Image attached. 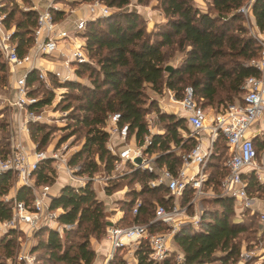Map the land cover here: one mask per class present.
Instances as JSON below:
<instances>
[{
  "label": "trees",
  "instance_id": "1",
  "mask_svg": "<svg viewBox=\"0 0 264 264\" xmlns=\"http://www.w3.org/2000/svg\"><path fill=\"white\" fill-rule=\"evenodd\" d=\"M101 1L118 10L108 16L90 19L85 26V47L90 59L96 60L99 69L93 67L90 62L78 64L75 71L76 75L88 72L90 77H94L92 88H85L75 81L63 83L65 87L84 92L82 96L84 103L79 109L84 112L81 122L87 129L85 142L68 163L76 165L81 161L79 173H87L90 181L78 188L71 184L64 185L49 202L50 210H61L57 214V221L62 227L64 238L74 236L80 239L75 245L66 247L59 230L42 225L39 229L44 228L47 237L38 244V247H30V251L44 248L49 252L46 261L50 263L92 264L95 250L91 239L105 236L107 228L104 220L105 204L92 186L91 178L98 170V162L109 174L117 159L106 146L108 134L104 125L107 116L119 113L121 116L119 123H127L129 137H134L136 144L141 145L149 135L145 116L152 111L151 107L154 105L151 103V107H146L147 88L156 93H162L164 89L172 90L175 98L180 100L184 96L185 88L190 86L197 105L203 109L211 107L218 111L228 104L237 102L243 93L245 79L251 75H258L250 61L258 57L261 47L257 39L249 34L243 24L245 19L238 12L248 0H211L213 14L199 9L192 0H158L159 9L168 19L167 29L165 30L163 25L161 28L164 30L151 33L146 31L139 13L126 9L130 0ZM8 2L13 3V0ZM0 12L5 14L3 24L6 28H10L13 22L11 40L15 44L17 55H24L33 43L36 10L29 7V10L23 11L15 2L11 6L4 3L0 7ZM16 13L19 14V18L14 20ZM53 13L58 19L63 11L54 10ZM250 15L255 29L264 33V0H253ZM169 47H172V51L183 52L184 55L179 66L173 67L171 71H165ZM4 65L0 56L2 72H5ZM33 81L34 72L28 77L29 83ZM50 101V98H42L29 108L36 111ZM156 120L165 121L166 124L161 128L163 133L151 135L152 144L146 152H158L157 166H166L175 173L181 165V157L168 151L171 144L174 146L182 144L181 147L189 151L196 142L193 138L184 139L181 136L180 130L188 132L185 117L159 111ZM44 130L45 126L37 122L29 125L30 137L37 145V150L47 142L48 135ZM38 134L41 136L38 137ZM6 138L0 137V154L8 152ZM256 139L255 146L258 152L257 145L261 144L264 147V138ZM220 140L223 141L225 153L227 150L225 138L220 135L214 144L208 177L213 190H217L218 194L221 180L227 171L225 165L221 166L217 162L221 157H225L223 151L219 149ZM91 155L93 157H90ZM219 170H222V173ZM13 175L15 174L11 171L0 174V222L12 218L14 201L27 205H31L33 201L32 192L26 186L18 187L12 199H4L9 193ZM33 176L37 186L52 185L55 181L52 160L40 162ZM155 177V173L141 169L132 170L120 177L121 180L129 179V183H139L141 188L131 189L128 198L120 199L126 207L127 221L126 224H121L125 221L120 219L121 223L118 225L146 223L154 216L157 205H153L154 201H158L159 204L171 203V199L165 197L169 192L164 184L149 186L148 183ZM243 177L247 181L250 194L252 191L264 194V183L258 181L253 172ZM116 184L119 182L111 186L106 185L105 193L110 195ZM159 193L165 194L162 196ZM144 194L152 196L154 201L143 199L141 196ZM138 197L142 200L137 213H133ZM205 198H210L219 208L203 209L197 228L189 223L184 224L173 237L176 250L184 255L183 264H225L236 260L235 258L240 255L241 247L236 240L240 234L247 232L248 228L244 223L232 221L235 207L233 199L218 195ZM163 227L167 228L165 224L156 222L150 227V231L155 232ZM16 232L24 235L22 230L7 229L4 231L5 235L0 237V249H3L4 259L15 257V239L12 236ZM217 251L223 252V255L217 258L215 256ZM148 252L145 243L136 249L137 264H177L173 254L162 262H151L148 260ZM124 254L125 249H118L108 264H125ZM0 264L6 263L0 259Z\"/></svg>",
  "mask_w": 264,
  "mask_h": 264
},
{
  "label": "built area",
  "instance_id": "2",
  "mask_svg": "<svg viewBox=\"0 0 264 264\" xmlns=\"http://www.w3.org/2000/svg\"><path fill=\"white\" fill-rule=\"evenodd\" d=\"M78 0H52L44 9L30 7L37 12L36 25L33 29V43L28 51L19 56L16 53L15 44L11 40L14 28H6L3 24L5 14L0 12V56L6 63L14 67L24 68L25 71L15 79L14 99L9 101L10 106L24 110L22 129L28 131L30 123L40 122L42 115L29 108L39 98L32 92L35 86L28 83V77L37 68L34 62L36 57L52 56L57 53L61 69L52 71V78L58 83L74 80L70 76L74 68L81 63H90V57L85 47V26L88 20L96 17L108 16L113 13L112 7L107 6L101 0L83 1L85 8L90 12L91 17L79 18L75 21L73 30L60 28L56 21L54 10L62 11L57 2H73ZM253 0H248L238 12L248 19ZM0 3V7H1ZM23 11L29 7H22ZM254 37L260 44L258 57L250 61V65L258 71L257 76H248L243 83L241 98L218 111H214L209 118L205 109L197 105L192 87L184 90V96L178 100L172 90L167 89L165 99L169 102L179 103L185 112L186 123L190 129L189 136L195 139V145L180 155L181 165L175 173H172L166 166L158 167L156 158L157 152L147 153L146 149L152 144L151 135L145 137L141 145L129 143V125L120 124V114L109 115L105 131L108 134L107 149L117 157L114 162L113 175H123L135 169L147 170L156 174L155 179L148 184L155 187L164 184L168 190L170 204H157L153 218L146 223H131L120 226L112 223L107 226L105 238L110 241V249L107 253V263L113 258L118 249H125L127 255L124 257L125 264H137L135 256L136 249L142 244L148 247V260L151 262H162L173 254L177 264H183L184 255L176 250L173 237L184 224L199 226L200 214L188 215L186 206L180 201L186 191L191 192L187 205L197 203L205 197H229L239 210L253 207L254 198L247 189V181L243 177L251 172L261 183H264V175L260 167L256 165L258 152L255 146V139L262 134V129L257 124L264 118V33L254 29ZM78 35V36H77ZM83 38H80V36ZM65 74H64V72ZM38 80L47 81V71L37 69L34 74ZM167 94V95H166ZM167 97V98H166ZM162 107V105L160 104ZM165 108V106H163ZM225 138L227 147L224 165L227 169L220 183L219 194L214 192L213 186L209 190L207 167L214 153V144L219 136ZM115 139L119 142L116 144ZM114 142V143H113ZM120 144V146H119ZM140 158V163L136 159ZM46 159H51L56 169L66 173L70 184L74 188L84 185L90 180L88 175L77 173L80 166H72L60 154L34 149L27 150L18 133L10 138V148L6 154H0V174L11 171L17 176L20 186L29 187L33 201L31 205L24 202L14 201L12 207V218L9 221L0 222V230L22 229L24 235L30 236L33 231L38 230L42 225L57 220V214L61 211L50 210L49 202L52 198L50 185L42 184L37 186L33 172L38 164ZM53 167V168H54ZM54 168V169H55ZM93 178H91L92 180ZM211 185V184H210ZM139 203L135 204L132 212L137 213ZM261 222L264 224V212H258ZM163 223L167 226V232H151L150 227L154 223ZM17 254V262L20 264H33L34 256L24 245ZM242 258L248 257L246 253L241 254Z\"/></svg>",
  "mask_w": 264,
  "mask_h": 264
},
{
  "label": "rangeland",
  "instance_id": "3",
  "mask_svg": "<svg viewBox=\"0 0 264 264\" xmlns=\"http://www.w3.org/2000/svg\"><path fill=\"white\" fill-rule=\"evenodd\" d=\"M9 0H1L0 3L3 5L4 3L9 6H11L13 3H17L18 8L22 9V7H30L33 3L31 0H13V3L8 2ZM15 1V2H14ZM192 2L201 10L203 11H209L211 14L214 13L213 8H211V0H192ZM73 7V5H71ZM113 11H117L118 9L113 7ZM127 10H133L139 13L142 17V20L144 21V26L146 28V31L148 32H155L156 30H166L167 29V22L168 19L165 17V15L161 12L158 6V0H142L141 2L139 0H130L129 4L126 7ZM244 25L248 29L249 34L254 36V25L251 24L253 21H250L246 16H244ZM19 18V14L16 13L14 20ZM165 25L164 29L161 28V26ZM11 28H14V24L12 22ZM105 29V26L102 27ZM172 47H169L165 64L171 65L172 67L179 66L180 63L183 60V52L180 51H172ZM91 64L93 67H96L99 69V66L96 63L95 59H90ZM5 66V65H4ZM77 78L71 81L78 82L79 84L83 85L85 88H90L92 86V81L94 77H90L88 72H83L81 75H77ZM9 77L7 75V70L5 68V72L0 71V90L2 91V97L4 98L2 101H0V106L3 104H9V101L11 99V90L8 87L9 86ZM92 88V87H91ZM34 95H36L39 99L42 98H50L51 101L49 104L44 105L36 110V113H39L42 115V120L40 122H37L39 124H42L45 126L44 133L46 132L47 142L45 145H43L40 150L46 151L48 154L55 152L60 154V156L64 157L66 161H69V159L72 157L73 154L80 151L82 145L85 142V133H86V127L82 125V116L84 115L83 110H80L79 107L81 104L84 103V100L82 98L83 91L77 90V89H70L68 87H65L63 83H58L55 79L52 80L50 83H45V81H41L36 83V87L32 91ZM147 92V101H146V107H151L150 104L153 103L154 105L151 107L152 111H149L148 114L145 116V121L149 127L153 128H163L166 124L165 121H159L156 120L157 112L159 111H165V109H161L159 107V100L161 97H165L164 92L162 93H156L152 92L149 88L146 89ZM167 95V94H166ZM162 97V98H163ZM167 98V97H166ZM169 99H165L166 104L168 103ZM164 104V103H162ZM161 104V105H162ZM69 105V106H67ZM164 105H162L163 107ZM168 109H170L168 107ZM3 115L0 116V122L8 121V115H10L9 109L6 107L2 108ZM0 110V111H1ZM205 111L207 112L209 118L212 117L215 108L206 107ZM108 117H106V122L104 127L106 128ZM5 125V124H4ZM186 126L187 123H186ZM4 129L0 130V137L1 139L3 137H7L6 126H3ZM41 136V134H38V137ZM5 141V140H4ZM107 146V143H106ZM138 146V144H136ZM258 156L256 159V165L260 167V170L264 171V147H262L261 144H258ZM219 149L220 151H223L222 153L225 155V157H221L219 161L220 165H224L226 153L225 148H223V141L220 140L219 142ZM219 151V152H220ZM218 152V150H217ZM90 157H93L91 155ZM224 160V161H223ZM214 163V161L212 162ZM81 161L78 162L76 165L72 166H80ZM52 167L53 164H52ZM103 165L98 162V170L93 175L92 179V186L95 188L97 192V185L100 183L102 186L109 185L111 186L114 183L116 184V187L112 189V195L108 202L105 204L104 208V220L115 222L116 225L120 224V219H124L121 224H126V218H125V205L122 204L123 198H128V193L131 189L139 190L141 188L140 184L137 182H131L129 183V179H123L121 180L120 177L123 175H113L114 172H111L107 174L104 170H101ZM55 168V167H54ZM53 168V169H54ZM55 171V178L60 177V173L58 171H61L59 169H54ZM80 171V167L77 170V173ZM207 172H210V168H207ZM219 172L222 173V170ZM127 174V173H126ZM84 175H88L87 173H84ZM89 177V176H88ZM90 181V180H89ZM62 183V182H61ZM20 186L17 176L13 175L11 179V187L9 189V193L7 196L4 197V199H12L15 197V193L17 188ZM105 189V187H104ZM214 192H217L214 191ZM53 194L57 193V191H52ZM98 193V192H97ZM165 194V193H164ZM163 194V195H164ZM186 195L183 196L180 203L182 205L186 206V212L188 215H196L199 214L200 211H203V209H217L219 206L217 204H214L211 202V199H200L197 203H194L192 205H187V201L190 200L191 192L186 191ZM159 195H162V193H159ZM162 195V196H163ZM253 198L256 197L257 200H264V194L258 193L255 191H252V194H250ZM121 197V198H120ZM143 199L148 198L154 201V198L150 196L149 194H144L141 196ZM141 197H138L136 200V204L140 203L142 200ZM165 197H168V194H165ZM185 198V199H184ZM171 202V201H170ZM159 204L158 201H154L153 205ZM170 204V203H168ZM201 209H200V207ZM119 215V216H118ZM201 215V214H200ZM232 221L234 222H241L244 223L248 230L247 232H244L239 235V237L236 240V243L240 245L241 252L238 258H235L236 260H231L228 263L225 264H264V224L261 222L259 218V214L257 212H252L250 209L246 210H239L237 209L236 205L234 207V214L231 217ZM57 220H53L48 223V227H54L57 230L60 231L61 237H63V241L65 242V246H72L75 245L77 241H79V237L71 236L69 239L64 238L62 227L60 223L56 222ZM55 225V226H54ZM16 230L21 231L22 229L17 228ZM5 230H0V237L5 235ZM156 232H167V229L165 227L160 228L159 230H156ZM20 234V235H19ZM30 236L23 235L22 233H15L12 237L15 239V245H14V252L15 257L4 259L3 257V249H0V259L4 261L6 264H19L17 262V254L21 250V245H24V247L27 249L28 247L36 248L38 247L39 243L41 241H44L47 237V233L44 231V228L39 229L36 231V233L29 234ZM103 238V237H101ZM100 238V239H101ZM175 245V243H174ZM32 255L34 256L33 264H65L62 262H48L46 261V257L48 255V251L44 248H39L36 251L32 250ZM246 253L249 256L245 258H242L241 254ZM221 255H223V252L217 251L215 253V256L218 258ZM44 257V258H42ZM218 263V262H216ZM21 264V263H20ZM24 264V263H23ZM79 264V263H76ZM92 264H95V257L93 259ZM221 264V263H220Z\"/></svg>",
  "mask_w": 264,
  "mask_h": 264
},
{
  "label": "crops",
  "instance_id": "4",
  "mask_svg": "<svg viewBox=\"0 0 264 264\" xmlns=\"http://www.w3.org/2000/svg\"><path fill=\"white\" fill-rule=\"evenodd\" d=\"M31 1H32L33 4L30 7H35L37 9L41 10V9H44L45 7H47L48 3L50 1H52V0H31ZM83 1H85V0H78V1H73V2H69V3H65V2L59 3V2H57V4L62 8V11H63V14L60 15V17L58 19H56V21L58 23V26L60 28L73 30L74 27H75V21H77L79 18L83 17L85 19L86 18L88 19L89 17H91L90 12L85 8ZM85 2H87V1H85ZM71 5H73V7H71ZM249 20L253 21L251 16L249 17ZM251 24H253V22ZM80 38H83V37L80 36ZM34 62H35V65H36L37 69H39V70L40 69H44V70L47 71V81H50V82L52 80H54V78H52V76H53L52 71L61 69L60 61L57 58V53L55 55H52V56L36 57L34 59ZM4 64H5V68L7 70V75L9 77V79H10L8 81L9 82V86L8 87L11 90V99H10V101H12L14 99V93H15V90H14L15 79L18 76H20L25 71V69L24 68H19V67H14L11 64L6 63V62H4ZM37 69L34 71V74L37 73ZM75 71H76V67L74 68V72L72 74H70V76L73 77L74 79L77 78L76 77L77 75H76ZM64 74H65V72H64ZM34 77H35V75H34ZM41 81L42 80H38L37 78H35V81H33L32 83H29V82L28 83L29 84H33L36 87V83L41 82ZM166 91H167V89L163 90L164 94L167 93ZM1 92L2 91L0 90V101H2L4 99L2 97ZM162 97H161V99H158V100L159 101L162 100ZM162 103H164V104H162ZM162 103H159V107L161 109H165L164 112H167V113H170V114H175V115H178L180 117H185L186 116L185 112L180 107L179 103H177V102L176 103H172V102H169V101H168L167 104L165 102H162ZM160 104L164 105L165 108L161 107ZM4 107L5 108L7 107L9 109L10 115H8V121L0 122V128L3 130L4 129L3 126H6V130H5L7 132L6 144L8 146V150L10 148V138L12 136L15 137L16 133H18L19 138L22 140V143H23L24 147L27 150L32 151V150L36 149L37 145L32 141V139L30 137L29 130L26 131V130L21 128V127H23V123H24L23 122V120H24V110L16 108L14 106H10V104H3L2 106H0V110L2 108H4ZM168 107L170 109H168ZM3 111L4 110L0 111V116L3 115ZM257 127L263 130L262 134L260 136H258V138L263 139L264 138V118L259 121V123L257 124ZM187 129H188V132L186 130H180L181 136L184 139H187L188 137H190L189 136L190 129H189L188 126H187ZM149 133H150V135L161 134V133H163V130H161L159 128H153V127L150 126L149 127ZM255 140L257 142V139H255ZM118 142L119 141L117 139H115V143L117 144ZM129 143L130 144L134 143V145H136L135 138L134 137H129ZM181 145L174 146L173 144H171L170 150H168V151L174 152V153H176V155H181L182 153H184L186 151L185 149H183L181 147ZM119 146H120V144H119ZM213 155H214V153H213ZM211 161H212V158H211ZM211 161H210V163H211ZM207 168H209V166ZM101 170H103V172H104V167H102ZM58 172L59 173L61 172L60 173V177L58 179L55 178L54 183L52 185H50V194H51L52 197L54 195H56L57 193H59V191L61 190V188L64 185L70 184V181H69L66 173L63 172V171H58ZM207 173H208V177H209L210 174H209V172H207ZM261 173L264 175V171L261 170ZM210 186H212V185H210V183H209V185H206L205 188L209 190ZM19 187H21V186H19ZM104 187L105 186H102L101 183L99 185H97V192H98V195L100 196V198L107 203L108 199L112 195H107L105 193ZM52 191H57V193L53 194ZM253 207H254L256 212H264V200H260L259 201V200H257L256 197H254ZM200 209H201V207H200ZM107 220H106V223H107V226H109L108 223L110 221H107ZM56 222L59 223L58 221H56ZM112 223L115 224V222H112ZM51 228H54V227H51ZM54 229H56V228H54ZM91 244H92V246H93V248L95 250V264H108L106 261H107V253H108V251L110 249V241L107 238H105V236H103V238H101V239L92 238L91 239ZM127 252L128 251L125 250L124 257L127 255Z\"/></svg>",
  "mask_w": 264,
  "mask_h": 264
},
{
  "label": "water",
  "instance_id": "5",
  "mask_svg": "<svg viewBox=\"0 0 264 264\" xmlns=\"http://www.w3.org/2000/svg\"><path fill=\"white\" fill-rule=\"evenodd\" d=\"M172 68H173V67H172L171 65H167V66L165 67V71H171ZM136 162H137V163H140V158H137V159H136ZM111 224H112V222H109V223H108V225H111Z\"/></svg>",
  "mask_w": 264,
  "mask_h": 264
}]
</instances>
